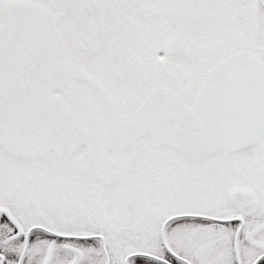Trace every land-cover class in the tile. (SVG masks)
<instances>
[{"label":"snow or ice","instance_id":"obj_1","mask_svg":"<svg viewBox=\"0 0 264 264\" xmlns=\"http://www.w3.org/2000/svg\"><path fill=\"white\" fill-rule=\"evenodd\" d=\"M0 264H264V0H0Z\"/></svg>","mask_w":264,"mask_h":264}]
</instances>
